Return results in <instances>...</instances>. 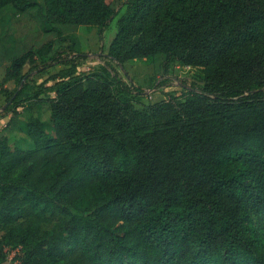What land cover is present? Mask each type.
<instances>
[{
  "label": "trees",
  "instance_id": "1",
  "mask_svg": "<svg viewBox=\"0 0 264 264\" xmlns=\"http://www.w3.org/2000/svg\"><path fill=\"white\" fill-rule=\"evenodd\" d=\"M77 27L97 28V71H80ZM141 59L154 92L186 99L136 108L124 64ZM3 62L14 110L54 96L29 145L0 136V264L3 247L13 264H264V0H0ZM172 62L208 68L204 84Z\"/></svg>",
  "mask_w": 264,
  "mask_h": 264
},
{
  "label": "rangeland",
  "instance_id": "2",
  "mask_svg": "<svg viewBox=\"0 0 264 264\" xmlns=\"http://www.w3.org/2000/svg\"><path fill=\"white\" fill-rule=\"evenodd\" d=\"M38 1L40 2V0ZM125 13L126 8L120 12L119 16L104 34L103 50L105 54L109 53V45L117 33L118 21ZM76 40L77 49L90 56V58L84 62L80 71L86 73L97 71L100 64L104 62V60L100 62L95 59L99 52L97 28L77 27ZM5 65V62L0 65V81L4 77ZM124 68L130 81L141 89L147 91V96L133 99L132 104L138 109H146L152 102L159 100L173 101L174 99H178L183 102L188 96V93L180 87H166L162 92H154L153 87L156 83V78H158L160 74L157 73L155 66L147 60L141 59L128 61L124 64ZM60 69H62V67H57L47 72V74L34 77L33 82L30 84V93L32 94L37 90H42L43 88L38 85L42 84L51 75L60 71ZM166 73L168 77H172L173 79L175 78L189 84L196 83L198 85H203L209 71L206 67H188L178 62H172L168 66ZM53 96L54 94H43L40 97L41 100H37V102H27L17 110L10 107V105L6 103L5 98L0 96V136H5L11 144L15 143L19 146L29 145V139L24 132L25 123L31 116H40L43 121L48 122V99ZM33 104L35 105L33 106ZM250 210L256 228L261 229L264 233L263 210H255L252 206L250 207ZM19 254L18 250H12L10 247H3L2 256L7 261L6 264H13L12 260L15 257L17 258Z\"/></svg>",
  "mask_w": 264,
  "mask_h": 264
},
{
  "label": "crops",
  "instance_id": "3",
  "mask_svg": "<svg viewBox=\"0 0 264 264\" xmlns=\"http://www.w3.org/2000/svg\"><path fill=\"white\" fill-rule=\"evenodd\" d=\"M34 105H35V104H33V106H34ZM31 107H32V105H31ZM31 107H30V108H31Z\"/></svg>",
  "mask_w": 264,
  "mask_h": 264
}]
</instances>
